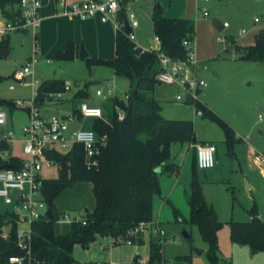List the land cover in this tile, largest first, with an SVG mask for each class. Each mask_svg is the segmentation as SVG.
I'll return each instance as SVG.
<instances>
[{
    "label": "rangeland",
    "instance_id": "1",
    "mask_svg": "<svg viewBox=\"0 0 264 264\" xmlns=\"http://www.w3.org/2000/svg\"><path fill=\"white\" fill-rule=\"evenodd\" d=\"M126 2L123 6L127 15L130 13L135 15V23L131 22L130 25L135 41L140 45H147L155 36L152 15L158 9V5H161V9L166 10L171 17L175 14L190 16L195 26L194 52L197 59L203 60L200 75L207 82L202 101L238 131V137L243 139L234 144L230 154L228 144L221 141L223 130L216 122L196 114L195 106L189 103L174 104L175 91L173 90V93L162 84H157L156 94L161 96L159 102L164 108L162 115L166 118L188 116L194 121L198 143L215 142L220 147V158L216 154L214 167L200 169L195 163V149L191 146V142L171 144L170 162L179 166V172H164L160 175V191L153 199L152 219L159 221L161 227L151 224L149 230L145 232L146 235H152V239L161 235L160 233L164 235L165 264H178L177 257L185 255L190 256V264H212L206 253L208 243L201 237L198 226L184 225L175 214L174 208H177L187 219L189 218L191 208L188 196L181 197L177 204L165 199L163 193L165 190L163 182L169 185L170 177L175 179L182 177L183 183L180 189L184 196V177L188 175L187 178L192 179L196 174L202 184L205 198L214 205L218 219L223 223L218 231L220 264H264V252L253 254L249 246L232 242L229 223L231 220L250 221L252 219L250 210L254 206L260 216L264 217V166L254 161L257 153L264 152V109L262 108L264 62L241 60L240 53L229 39L233 36L236 44L240 46L255 43L256 34L264 26V16H262L264 0H211L199 3L196 0H128ZM204 9L208 10V17L203 16ZM255 16H260L261 22L255 23ZM215 18L222 23L228 22L229 26L219 31L213 23ZM91 21L87 24L63 16L50 23L47 31L45 26L39 27L37 36L31 30L13 33L11 41L9 40L8 51L11 53L7 57L0 56V98H33L35 88L30 83L31 78L19 81L16 76L22 68L19 63L28 61L34 56L39 63V70L43 73L42 77L38 75L41 82L50 76H55L72 86V90L64 95L63 110L57 113L73 114L69 99L72 93L76 90L78 93L80 88L88 92V96L82 100L91 97L89 103L101 106L105 116L111 112L115 97L124 98L128 103L130 96L129 90L126 92L128 80L117 76V78L109 77L106 66L92 62L100 57L99 54L110 55L115 50L114 30L116 29L112 22L103 24L97 17ZM243 28L248 33L240 35L239 31ZM65 37L68 38L64 39ZM69 41L73 42V57L63 60L57 58L58 52L64 51ZM82 44L89 53L84 59L80 57ZM58 45L62 47H59L60 49L53 55ZM55 71L57 75H53ZM98 88L103 89L107 97H97ZM108 90L112 92L110 96L107 95ZM152 95L154 96V92ZM4 108L8 114H11L8 108ZM168 109L174 113H169ZM119 112L120 116L125 117L127 111L119 110ZM20 116L25 117L26 114L21 110L16 111L13 123L4 128L15 129L16 134L19 133L23 122ZM92 121L89 118L70 122L68 136L81 127L90 128ZM141 138H145V135H141ZM17 141L19 142H15L14 151L18 156L24 157L23 143L21 140L17 139ZM67 150L69 149L62 151ZM41 174L43 178L57 177L58 165H48L43 162ZM57 204L62 216L56 222L55 228L62 233L71 227L72 221L84 218L85 210L95 205V197L92 188L87 185L68 188L58 197ZM8 208L11 207L7 206L0 197V215L6 217L3 211ZM184 228L190 232L191 238L184 237L182 233ZM146 238L144 243L122 242L110 246L114 237H99L97 243L88 248L77 245L74 255L80 261H88L91 260L90 250L91 253H98L103 245H106L105 247L109 245V250L105 249L103 258L112 257L124 264H151V241L148 236ZM194 247L205 249V252L200 255L194 251ZM136 258L139 259L138 262H135Z\"/></svg>",
    "mask_w": 264,
    "mask_h": 264
},
{
    "label": "trees",
    "instance_id": "2",
    "mask_svg": "<svg viewBox=\"0 0 264 264\" xmlns=\"http://www.w3.org/2000/svg\"><path fill=\"white\" fill-rule=\"evenodd\" d=\"M21 0H0V13L6 19H15L20 12ZM124 0L117 14L119 28L116 31L115 56L111 59H94L92 62L111 67L115 76L130 82L129 101L115 97L111 112L103 118L93 119L91 127L99 137L107 136V144L102 147L96 165H88L85 160L84 146L75 142L66 152L56 148L46 149V156L59 168L55 178L41 179L42 197L52 210V217L43 218L33 225L31 255L24 264H72L77 259L74 250L77 245L88 248L97 242L99 237L127 236L129 231L142 222L153 224L152 209L154 196L160 191V175L164 172L177 173L179 166L170 162V146L175 142L197 143L195 124L191 119H169L162 115V105L152 95L157 84L160 70L158 53L155 50H143L130 38L125 27L128 15ZM126 2V3H127ZM155 35L159 37L161 49L173 58H185V38L193 39L195 26L192 20L185 17H166L159 9L152 15ZM229 39L244 61L264 62V29L255 36V43L249 46L236 44L233 36ZM73 42L69 41L64 51H59L57 58L73 57ZM9 50L8 36L0 41V56ZM137 95L133 107V118L123 123L124 117L119 110L128 111L133 98V88ZM65 82L59 79L44 80L39 87L36 103L40 106L50 92L63 91ZM75 96H88L86 89ZM80 100V101H81ZM196 111L202 117L216 122L225 134V142L232 154L236 142L243 141L236 130L209 108L202 100L195 102ZM0 107H6L12 113L21 108L12 99L0 98ZM30 111V107L27 108ZM77 112V110H74ZM127 113V112H126ZM145 135V138H141ZM197 165V160L195 161ZM20 167L22 159L13 156L8 160L0 159V166ZM80 182H91L95 197V208L85 211L84 218L71 222L66 233H57L55 224L62 213L55 200L68 188ZM191 192L188 203L191 208L187 219L177 208H174L178 220L190 226L197 225L204 241L208 243L207 256L212 264H220L218 231L223 223L218 219L215 207L208 202L203 187L196 174L192 176ZM0 215V264H14L10 256H25L26 251L17 245L16 215L3 211ZM250 213V221L231 220L232 242L249 246L253 254L264 252V220L256 207ZM4 231L8 237H2ZM155 236L151 240V264H165L163 254L165 237ZM143 234L135 242H142ZM191 238V234L189 235ZM134 242V243H135ZM178 264H190V256L177 257Z\"/></svg>",
    "mask_w": 264,
    "mask_h": 264
},
{
    "label": "built area",
    "instance_id": "3",
    "mask_svg": "<svg viewBox=\"0 0 264 264\" xmlns=\"http://www.w3.org/2000/svg\"><path fill=\"white\" fill-rule=\"evenodd\" d=\"M65 1V0H61ZM124 0H87L75 2L72 4L64 3L63 13L73 18L86 19L101 16L102 21H108L117 18L121 3ZM208 2L210 0H201ZM44 4V0H21L20 12L15 19H6L0 15V41L13 32H26L31 30L37 36L38 28L41 24L40 9ZM200 9V8H199ZM204 17L209 16L207 9L202 10ZM264 15V12H263ZM129 23H135L134 13L128 15ZM261 21L260 16L254 17V22ZM117 22V20H116ZM131 26V25H130ZM229 26L228 22H224V27ZM117 29L119 24L116 23ZM132 30V27H131ZM247 33L246 29H241L239 34ZM130 38L135 41V36L131 32ZM156 41L160 43L159 37ZM137 44V43H136ZM187 50L185 58H173L159 48H148L143 50H155L158 53L160 70L157 80L162 85L170 86L174 89V103H189L195 105V102L201 100V94L207 86V82L199 75V60L194 52L193 39L185 38L183 41ZM138 46V45H137ZM140 47V46H138ZM142 48V47H141ZM37 59L32 56L21 66L19 74L16 76L19 81H25L31 78V85L35 88L33 92V100L28 107L29 121L22 128L23 132V151L24 157L20 167L0 166V197L4 203L11 207L6 210L16 215L18 222L17 227V245L26 251L25 256L12 255L9 261L14 264H24L27 256L31 255L33 225L35 222L47 218L48 205L42 197L41 193V171L43 162L48 165L56 164L49 159L45 151L46 149L56 148L59 150L70 149L73 143L79 142L84 146L85 160L88 165H96L97 157L101 154L102 147L107 144V136L99 137L97 132L92 128L81 127L71 132L68 136L69 123L80 121L82 119L103 118L104 111L101 106L91 105L87 101H79L73 114L64 116L52 115L45 116L40 106L36 103L39 95V87L41 85L40 77L35 75V65ZM13 88V86H11ZM72 90V86L65 84L63 91L50 92L46 96L47 101H61L64 95ZM108 90L107 95H111ZM97 97H107L104 90L98 88L96 90ZM191 96L193 102L190 103L187 97ZM18 106H26L24 100L16 101ZM198 115H202L201 111H196ZM8 112L5 108L0 107V126H5L8 121ZM17 141L15 131L9 129L0 133V159L8 160L15 155L13 145ZM217 145L215 143L206 142L196 145L197 166L200 169H209L216 165ZM255 163L264 166V152H259L254 157ZM13 190H17V194H13ZM151 223L142 222L135 228L131 229L127 236H119L110 244L114 246L122 242L134 243L139 239L141 234L149 230ZM2 237H8V232L4 231ZM161 239V243H164ZM109 247V245H107ZM72 264H124L115 259L107 260H76Z\"/></svg>",
    "mask_w": 264,
    "mask_h": 264
},
{
    "label": "crops",
    "instance_id": "4",
    "mask_svg": "<svg viewBox=\"0 0 264 264\" xmlns=\"http://www.w3.org/2000/svg\"><path fill=\"white\" fill-rule=\"evenodd\" d=\"M61 0H46V2L43 4V6H42V8L40 9L41 10V18H42V20H41V24H40V26L39 27H43L44 28V26H45V31H47L48 29H49V27H50V23H52L53 21H55V20H58L60 17H63V16H68V15H65L64 13H63V9H64V3H66V4H72V3H75V2H82V1H87V0H65L64 2L63 1H61ZM211 1V0H210ZM196 2L197 3H199V2H202L201 0H196ZM60 4V5H59ZM199 8V7H198ZM264 12V11H263ZM163 13L165 14V16L166 17H170V18H177V17H185V18H188V19H190L189 17L190 16H188L187 14H183V16H177L176 14L174 15V16H170L169 14H168V12L166 11V10H163ZM0 15L2 16V14L0 13ZM262 16H264L263 15V13H262ZM3 17V16H2ZM70 17V16H69ZM95 17H97V19H99V20H101L102 21V19H101V16L100 15H97V16H95ZM256 17V16H255ZM73 18V17H72ZM94 17H90V18H86V19H79V18H74V19H76L77 21H83V22H85V23H91L92 21V19H93ZM261 18V17H260ZM47 20H48V22H47ZM191 20V19H190ZM103 22V24H106V23H108V22H112L113 23V25H114V27H115V29L116 30H114V36L116 37V31H117V27H116V19L115 18H113V19H111V20H108V21H102ZM261 22V21H260ZM225 28V27H224ZM243 29H245V28H243ZM262 29H264V26L263 27H261L260 29H259V31H261ZM27 32V31H26ZM240 32V31H239ZM13 33H17V32H13ZM13 33H11V34H9L8 35V39L11 41V36H12V34ZM247 33H248V31H247ZM246 33V34H247ZM245 35V34H244ZM66 38H68V37H65L64 39H66ZM136 42V41H135ZM137 43V45L138 46H140V47H142V48H145V49H148V48H159L160 47V43H158L157 41H156V35L154 36V38L147 44V45H140L138 42H136ZM62 46H63V44H61ZM61 45H58V47L53 51V55H55V53H56V51L58 50V49H60L59 47H62ZM115 48H116V42H115ZM9 53H11V52H9ZM9 55V54H8ZM4 56V55H3ZM99 58H101V59H111V58H113L114 56H115V50L114 51H112L111 52V54L110 55H105V54H99ZM98 58V59H99ZM199 60V59H198ZM202 62H203V60H199V75H200V71H201V69H202ZM20 63H24V62H20ZM20 63H19V66H22V65H20ZM48 63H51V61H48ZM38 62L36 63V65H35V67H34V69H35V75H40L41 77L43 76V73H42V71H40L39 70V67H38ZM106 68L109 70V71H107V75H110L109 77H111V76H114V77H116L115 76V74H114V71H113V69L111 68V67H108V66H106ZM109 72V73H108ZM53 75H57V71H55L54 73H53ZM201 76V75H200ZM108 77V78H109ZM202 77V76H201ZM117 78V77H116ZM203 78V77H202ZM48 79H57L55 76L54 77H48L46 80H48ZM106 80H109V79H107V78H105ZM162 86H164V87H166V89H168V90H171V92H173V88L172 87H170V86H167V85H162ZM129 88H130V82L128 81V89L126 90V92L129 90ZM14 89V88H13ZM81 89V88H80ZM80 89H79V91H80ZM97 90V89H96ZM125 92V93H126ZM174 93V92H173ZM77 94V90L75 91V92H73L72 93V95H71V97H70V99L69 100H71V103H72V108H71V111L72 112H74V110L76 109V107H77V105H78V103H79V101L81 100V98H76V95ZM203 95H204V90H203V92H202V94H201V100H202V97H203ZM154 96L156 97V99L158 100V101H160V98H161V96H159L158 94H156V90H154ZM174 96V95H173ZM90 98L91 97H89V98H86V99H83L84 101H87V102H89V100H90ZM174 98V97H173ZM8 99H12V100H14L15 102L16 101H18V100H24L25 101V103H26V106H20L21 108H19V109H17V110H15L14 112H12L11 114H9L8 116V121H7V124L5 125V126H0L1 127V129H0V133L1 132H3V131H6V130H9V129H5L4 127H9L10 126V124H11V122L13 123V119H14V113L16 112V111H18V110H21V111H23L25 114H26V116L25 117H23V116H20V118L22 119L21 121H23L22 122V128H23V126L25 125V124H27L28 123V121H29V110H27V108H28V105L30 104V102L33 100V98H16V97H10V98H8ZM82 101V100H81ZM29 102V103H28ZM173 103H174V100H173ZM172 103V104H173ZM162 104V103H161ZM175 104V103H174ZM181 104V103H180ZM64 105V101L63 100H61V101H47V100H45V102L44 103H42L41 105H40V108H41V111H42V113L45 115V116H47V117H50V116H52V115H59V116H64V115H67L68 113H65V114H63V113H57V111H62L63 110V108H62V106ZM92 105V104H91ZM191 105V104H190ZM168 106H170V105H168ZM208 106V105H207ZM61 107V108H60ZM4 108V107H3ZM163 106H162V111H163ZM170 112L169 113H174L173 111H171V109H168ZM197 114V113H196ZM169 119H189V117L188 116H169L168 117ZM91 125H92V123L90 124V127H91ZM4 128V129H3ZM22 128L20 129V131H19V133H17L16 134V131H15V129H14V131H15V134H16V136H17V139L18 140H21V143H22V139H23V137H24V135H23V132H22ZM11 129V128H10ZM237 132V135L239 136V132L238 131H236ZM197 140H198V137H197ZM221 141L222 142H225V134H224V132H223V135H222V138H221ZM17 142H19V141H16V143ZM199 142V141H198ZM191 143V146L195 149V161H196V145L197 144H200V143ZM206 142V141H205ZM211 143H215V142H212V141H210ZM16 143H14V145H13V152H14V154L15 155H17V153H15V144ZM216 144V143H215ZM217 145V144H216ZM216 154H218V158H220V147L217 145V152H216ZM205 170V169H204ZM187 176L188 175H186L185 177H184V180H185V185H184V188H183V190H184V196H182L183 194H182V190L180 189V186H181V184L183 183V182H181V178L180 177H178L177 179H175V178H173V177H170V182H169V185L167 184H165L164 182H163V185H164V188H165V190L163 191V193H164V196H165V199H170V200H172L174 203H177L178 204V202L181 200V197H185L186 198V195L188 196L189 194H190V192H191V187H190V183H191V178H187ZM161 178V177H160ZM164 179H163V177H162V181H163ZM89 183L91 184V185H89ZM85 185H87V186H89V188L91 189V188H93V185H92V183L91 182H86V183H83V182H80V183H78L77 185H75L74 187H72V188H76V187H82V186H85ZM57 200H58V198L55 200V204H56V206H57V208L60 210V207H59V205L57 204ZM161 205V204H160ZM95 208V205L94 206H91V207H89V208H87L88 210H93ZM86 209V210H87ZM85 210V211H86ZM258 215H259V217L262 219V220H264V217H261L260 216V214L258 213ZM153 224H155V225H158V226H160L161 227V224H160V222L159 221H157V220H153ZM71 228V227H70ZM70 228L69 229H66V230H64V232H62V233H66V232H68L69 230H70ZM56 229V228H55ZM186 231L190 234V232L186 229ZM56 232L57 233H59L57 230H56ZM146 236H148L149 238V241H151L152 240V238H151V236H149V235H146V233L143 235V237H142V242L141 243H144V241L145 240H147V238H146ZM97 243V242H96ZM95 243V244H96ZM99 243H101V242H99ZM166 243V240H165V242H164V244ZM106 245H103L102 246V249H100V251L97 253H91V251L92 250H90V254H89V257H90V259L92 260V259H94V260H96V259H102V260H107V259H114V258H112V257H108V258H103V256H104V251H105V249H108L109 250V247H105ZM101 252V253H100ZM205 252V249H203V253ZM95 257H99V258H95ZM75 258L77 259V260H79L80 261V259H78L76 256H75ZM115 260H117V259H115ZM138 258H136L135 259V262H138ZM118 261H120V260H118ZM122 262V261H121ZM124 263V262H123Z\"/></svg>",
    "mask_w": 264,
    "mask_h": 264
},
{
    "label": "water",
    "instance_id": "5",
    "mask_svg": "<svg viewBox=\"0 0 264 264\" xmlns=\"http://www.w3.org/2000/svg\"><path fill=\"white\" fill-rule=\"evenodd\" d=\"M158 9L160 12H163V10L161 9V5H158ZM213 23L215 25V27L219 30V31H222L224 29V23H222L221 20H219L218 18H215L213 20ZM125 27L129 30H131V26H130V23L129 21H125ZM9 54V51H6L4 52V57H7ZM89 56V53L87 51V49L85 48L84 44L81 45V50H80V57L82 59L86 58ZM23 63H20V65H22ZM136 95H137V90H136V87L133 88V98L130 102V105H129V108H128V111L125 115V117L122 119L123 123H128L132 118H133V107H134V102L136 100ZM187 100L188 102L192 103L193 102V99L191 96H188L187 97ZM264 109V106L262 107ZM2 167H0L1 169ZM13 194L16 195L17 194V190H13ZM89 211L88 209L86 210V212ZM47 215L49 218L52 217L53 213H52V210L48 207V210H47ZM183 235L185 238H189V233L186 231V229L184 228L183 229ZM194 251L198 254H203V249H199L197 247H194Z\"/></svg>",
    "mask_w": 264,
    "mask_h": 264
}]
</instances>
